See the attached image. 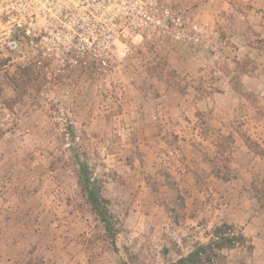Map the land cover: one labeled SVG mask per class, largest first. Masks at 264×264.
Masks as SVG:
<instances>
[{
    "label": "rangeland",
    "instance_id": "obj_1",
    "mask_svg": "<svg viewBox=\"0 0 264 264\" xmlns=\"http://www.w3.org/2000/svg\"><path fill=\"white\" fill-rule=\"evenodd\" d=\"M178 7L193 47L136 41L107 75L52 84L6 70L0 264H176L200 246L195 264H264V0ZM223 223L244 238L212 248Z\"/></svg>",
    "mask_w": 264,
    "mask_h": 264
},
{
    "label": "built area",
    "instance_id": "obj_2",
    "mask_svg": "<svg viewBox=\"0 0 264 264\" xmlns=\"http://www.w3.org/2000/svg\"><path fill=\"white\" fill-rule=\"evenodd\" d=\"M178 1L0 0V81L12 67L47 84L107 75L144 39L193 47L201 30Z\"/></svg>",
    "mask_w": 264,
    "mask_h": 264
},
{
    "label": "trees",
    "instance_id": "obj_3",
    "mask_svg": "<svg viewBox=\"0 0 264 264\" xmlns=\"http://www.w3.org/2000/svg\"><path fill=\"white\" fill-rule=\"evenodd\" d=\"M79 178L81 183L83 184L84 188L88 191V198L90 199L91 204L95 207L96 211L101 215L103 221L105 224H107V219L104 215V212L102 210L104 207L100 205L102 202H106L107 200L105 198H102L98 193L97 189L93 186L90 187V178L87 175V172L84 170H81L79 174ZM226 228H230L225 223L216 226L215 229V235L216 240L212 241L211 247H217V248H223V247H233V245L237 241H242L244 236L240 233L234 234L230 230H227ZM204 247L200 246L189 252L184 258H181L177 261L176 264H182L183 262H187V264H195L197 257L199 253L203 252Z\"/></svg>",
    "mask_w": 264,
    "mask_h": 264
}]
</instances>
